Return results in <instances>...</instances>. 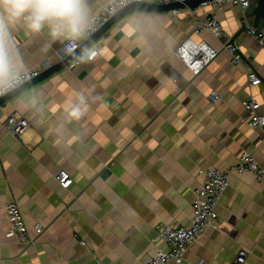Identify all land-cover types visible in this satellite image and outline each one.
Instances as JSON below:
<instances>
[{
	"label": "crops",
	"instance_id": "obj_1",
	"mask_svg": "<svg viewBox=\"0 0 264 264\" xmlns=\"http://www.w3.org/2000/svg\"><path fill=\"white\" fill-rule=\"evenodd\" d=\"M108 1L87 0L91 20ZM256 4L128 14L88 48L98 50L93 60L79 56L0 106V264H143L165 247L155 241L159 225L191 224L194 192L211 168L229 171V186L213 226L182 264H237L240 251L247 252L242 264H264V181L236 170L244 153L264 167V127L242 121L251 96L264 115V43L248 33ZM208 17L223 35L195 32ZM9 38L18 73L64 58L66 38H53L47 27L33 33L17 20ZM187 39L219 51L199 75L176 55ZM228 43L238 47L241 65L232 63ZM248 69L259 85H250ZM74 105L79 118L69 115ZM13 113L30 122L21 137L4 128ZM60 169L72 178L68 187L55 178ZM11 201L21 206L32 241L7 236Z\"/></svg>",
	"mask_w": 264,
	"mask_h": 264
},
{
	"label": "built area",
	"instance_id": "obj_2",
	"mask_svg": "<svg viewBox=\"0 0 264 264\" xmlns=\"http://www.w3.org/2000/svg\"><path fill=\"white\" fill-rule=\"evenodd\" d=\"M187 0H110L100 8L97 15L92 19V28L85 35L87 38L96 33L105 23H107L112 17L116 15L118 11L123 9L129 4L135 2H152L156 4H171L174 2H185ZM224 2H234L239 4L244 10H247L251 5V0H210L202 3H210L212 5H220ZM182 9L175 10L176 13H181ZM209 31L215 37H220L224 34L222 24L215 18L208 17L202 21L195 29L196 33L202 31ZM248 33L255 36L261 44L264 43V32H259L257 28H250ZM75 44L74 51L80 46L79 42L70 41L68 39L64 42V57L71 53L66 51V48L71 44ZM224 49L231 55V61L235 65H241L243 63V57L239 53L237 46L228 43L224 46ZM72 52V53H73ZM98 54V50L90 48L83 52L79 58H87V54ZM219 51L213 48L211 45L202 42H195L192 39H187L182 45H180L176 51V55L189 67V69L195 74L199 75L201 71L212 62L217 56ZM79 58L75 61L79 63ZM43 70L40 68L31 69L28 71L19 73V82L7 91L0 93V98L4 95L15 90L17 87L25 84L26 82L38 77ZM247 76L250 80L251 86H257L262 81L259 75L248 69ZM212 103H217L219 95L216 92L210 94ZM246 110V115L242 121L251 128L264 127V115L258 113L260 107L259 101L251 96L243 102ZM30 127L29 120L15 113L11 114L4 123L6 132L14 137H21L27 129ZM236 170L239 173H250L256 177L259 181H264V167L259 164L257 159L250 153H244L241 155ZM205 183L194 192V198L192 201V221L189 226H175L171 224H161L158 227L156 242H163L165 247H156L151 251L148 261L143 264H182L188 249L195 243L198 237L213 226L217 218V205L229 186V171L219 168H211L205 172ZM56 180L64 187H68L72 178L70 174L60 169L55 175ZM7 218L10 221V228L7 231L8 237H17L18 239L29 242L33 239L29 235L28 224L23 214L21 206L11 201L5 205ZM37 234L43 232L44 227L38 223L35 225ZM247 252L240 251L236 263L242 264L246 261ZM197 264H203L201 262Z\"/></svg>",
	"mask_w": 264,
	"mask_h": 264
},
{
	"label": "clouds",
	"instance_id": "obj_3",
	"mask_svg": "<svg viewBox=\"0 0 264 264\" xmlns=\"http://www.w3.org/2000/svg\"><path fill=\"white\" fill-rule=\"evenodd\" d=\"M21 19L33 33H39L47 27L53 38L63 37L73 42L84 37L92 28L87 0H0V93L19 82L15 50L9 38V24ZM74 47L73 43L66 51L72 53ZM86 55L92 59L95 53ZM80 101H84L82 95ZM81 114L79 105H74L69 113L75 118Z\"/></svg>",
	"mask_w": 264,
	"mask_h": 264
},
{
	"label": "water",
	"instance_id": "obj_4",
	"mask_svg": "<svg viewBox=\"0 0 264 264\" xmlns=\"http://www.w3.org/2000/svg\"><path fill=\"white\" fill-rule=\"evenodd\" d=\"M207 1H210V0H187L185 2H174L171 4H156L152 2H135V3L127 5L126 7L118 11L114 17H112L107 23H105L101 27V29H99L96 33H94L87 40H85L78 47L76 51H74L68 56H65L59 63L44 69L38 77L26 82L25 84L19 86L17 89L1 97L0 106L5 104L13 96L23 92L24 90L30 88L31 86L37 84L38 82L48 78L52 74L70 65L83 52H85L89 47H91L115 22H117L123 16H126L134 12H173L175 10H179L185 7L195 9L201 6L202 3L207 2ZM249 17L253 18V23H252L253 28H259L261 23L264 25V0H257V4L254 10L251 12L250 15H248V18ZM247 29H248V24L244 22L238 33L242 34ZM232 42L234 43V40Z\"/></svg>",
	"mask_w": 264,
	"mask_h": 264
}]
</instances>
